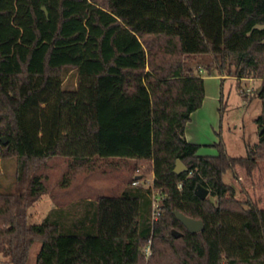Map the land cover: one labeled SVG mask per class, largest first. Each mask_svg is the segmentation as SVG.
Segmentation results:
<instances>
[{
    "label": "trees",
    "instance_id": "16d2710c",
    "mask_svg": "<svg viewBox=\"0 0 264 264\" xmlns=\"http://www.w3.org/2000/svg\"><path fill=\"white\" fill-rule=\"evenodd\" d=\"M263 24L264 0H0V138L8 141L0 158L17 160L15 190L0 191L6 263L31 264L38 242L35 264H146L151 241L148 264H264V207L224 180L264 163ZM197 57L208 73L262 81V133L245 157L229 155L223 140L216 156L199 157L184 138L177 155L154 153L145 76H192ZM55 157L69 159L63 185L98 162L134 160L135 176L153 174L164 196L161 215L153 221V189L130 183L120 196L57 207L31 224L28 209L48 193L34 170ZM177 159L188 166L181 175ZM199 185L210 191L204 200ZM176 211L204 230L190 233Z\"/></svg>",
    "mask_w": 264,
    "mask_h": 264
},
{
    "label": "rangeland",
    "instance_id": "374dc122",
    "mask_svg": "<svg viewBox=\"0 0 264 264\" xmlns=\"http://www.w3.org/2000/svg\"><path fill=\"white\" fill-rule=\"evenodd\" d=\"M260 27H264V24ZM193 68L192 76H196L194 83L201 92L199 97L198 94L194 96L192 92L179 90L178 81L155 82L150 75L145 76L153 101L155 155H177L180 141L185 136L187 142L199 145L196 154L199 157L216 156L218 149L215 144L220 140H223L229 155L245 157L248 147L254 146L259 140L260 130L255 120L261 114V100L257 93L262 87V81L237 80L232 77L223 80L215 71L207 72L203 57H197ZM67 83L74 86L73 73H70ZM222 95L224 112L220 110ZM192 105L198 107L187 116L188 108ZM68 164L69 159L55 157L34 170V174L45 178L48 193L28 209L31 224H40L49 211L57 207H67L83 200H96L101 196H120L130 183L133 185L135 175L139 173L132 159H110L98 162L93 170H81L70 184L63 185ZM16 169L15 158H0V191L15 190ZM237 176L238 180L226 173L224 180L237 187L240 198L244 196L240 192L243 188L254 201L264 207V163L252 176L238 168ZM143 179L151 181L153 174ZM40 249V243L33 245L31 264L36 263ZM145 260L148 264L149 259ZM0 264H7L2 254Z\"/></svg>",
    "mask_w": 264,
    "mask_h": 264
},
{
    "label": "water",
    "instance_id": "95a60500",
    "mask_svg": "<svg viewBox=\"0 0 264 264\" xmlns=\"http://www.w3.org/2000/svg\"><path fill=\"white\" fill-rule=\"evenodd\" d=\"M42 10L46 13V15H48V12H47L45 7H43ZM261 90H262V87L259 89L258 93H260ZM261 133H262V130L259 131V135H261ZM0 140L4 145H6L8 143L6 137H1ZM187 171H188V166L182 160L177 159L175 162V168H174L173 172L176 175H181ZM135 179L140 180L141 177L137 176ZM196 194L202 200H204L208 197V195L210 194V191H209V189L205 188L204 186L199 185L196 188ZM175 216L178 219V221H180L182 223V225L192 234H196V233L204 230V223L202 220H196V219L190 218V217L186 216L185 214H183L179 211L175 212ZM172 233L175 236V238H179L182 235L180 232H178L176 230H173Z\"/></svg>",
    "mask_w": 264,
    "mask_h": 264
},
{
    "label": "built area",
    "instance_id": "2783aa9c",
    "mask_svg": "<svg viewBox=\"0 0 264 264\" xmlns=\"http://www.w3.org/2000/svg\"><path fill=\"white\" fill-rule=\"evenodd\" d=\"M153 182L151 181H144V179L136 180L133 182V185H139L141 183L145 184L146 188H152L153 189ZM182 187V184H179V188ZM152 199H153V221L157 220L159 216L161 215V205L162 201L164 199V196L160 194L158 190L153 189L152 193ZM144 255L146 259H148L151 256V241H149L148 245L144 249Z\"/></svg>",
    "mask_w": 264,
    "mask_h": 264
},
{
    "label": "crops",
    "instance_id": "0c3cea01",
    "mask_svg": "<svg viewBox=\"0 0 264 264\" xmlns=\"http://www.w3.org/2000/svg\"><path fill=\"white\" fill-rule=\"evenodd\" d=\"M150 77L153 80H155V82L178 81V85H179V88L178 89L179 90H183L184 92H188V93H191L192 92L194 96H196L195 94H198L197 95L198 97L201 95V92L199 90V86H198V89H196V85L194 83V78H196V76H194V77L193 76L179 77V78H172V79H167V80L158 79V78H156L155 76H152V75H150ZM222 78H223V80H225L228 77H222ZM169 88H171V87L169 86ZM194 107L195 108H194L193 112L195 111V109H197L198 106L196 105ZM184 138H185V136H184ZM185 140H186V138H185Z\"/></svg>",
    "mask_w": 264,
    "mask_h": 264
}]
</instances>
